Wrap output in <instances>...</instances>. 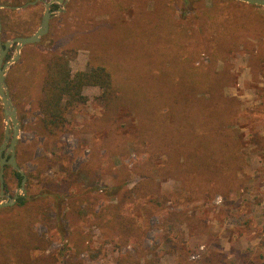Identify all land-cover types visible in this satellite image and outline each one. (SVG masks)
<instances>
[{
    "label": "rangeland",
    "instance_id": "rangeland-1",
    "mask_svg": "<svg viewBox=\"0 0 264 264\" xmlns=\"http://www.w3.org/2000/svg\"><path fill=\"white\" fill-rule=\"evenodd\" d=\"M29 1L0 0L3 41L38 28L49 0ZM53 4L60 11L48 32L24 45L5 75L20 121L16 159L27 176L18 193L27 200L0 208V264H264V6L239 0ZM57 56L72 72L104 63L123 103L150 131L160 120L159 96L209 85V73L187 68L182 58L210 65L236 102L228 127L240 141L239 162L225 181L199 186L188 179V189L161 177L166 156L140 143L136 116L116 101L104 106L96 86L83 89L85 103L66 109L63 126L44 128V77ZM5 125L0 100L3 138ZM176 126L161 134L168 143L176 140ZM147 173L157 187L138 195ZM4 178L13 196L20 183L10 169ZM118 210L135 219L142 238L113 221Z\"/></svg>",
    "mask_w": 264,
    "mask_h": 264
},
{
    "label": "trees",
    "instance_id": "trees-1",
    "mask_svg": "<svg viewBox=\"0 0 264 264\" xmlns=\"http://www.w3.org/2000/svg\"><path fill=\"white\" fill-rule=\"evenodd\" d=\"M56 7L57 4L51 5V8ZM9 56L10 54L6 56V59ZM182 59L188 61L185 64L187 68L191 69L193 66L208 72L209 85L204 89L200 86L195 90L184 86L175 95H166L165 98L162 95L159 96L156 115L160 120L155 124L154 131H150L140 124L142 122L140 115L123 103L118 88L114 84L111 69L109 70L104 63L88 65L85 69L72 72L68 60L63 56H57L47 67L44 77L43 96L40 100L41 123L50 131L63 126L66 121V109L85 103L87 96L83 94V89L87 86H96L100 89L97 98L104 106L116 101L128 107L129 111L136 116L139 121L136 138L139 142L143 145L149 144L148 149H152L151 152L154 154L163 153V156H166L160 168L163 173L161 177L178 179L186 189L189 186L188 179L192 185L199 186L207 185L212 180L225 181L224 175L232 171L240 157L238 154L240 141L235 130L228 127L229 118L237 110L236 102L225 95L220 88L221 73L214 72V68L210 65H195L194 61L190 60L191 57ZM183 114L187 115L184 121H175V117L181 118ZM188 121H192L193 124L186 125ZM172 126L178 128V133L176 132V140L168 143L161 134ZM2 139L1 133L0 142ZM197 154H200L202 158L198 159ZM6 169H10L13 180L20 183V174L10 165H5L4 173ZM141 178L143 180L136 186V194L147 195L150 189L157 187L150 173L143 174ZM6 188L5 181L4 189ZM210 188L213 189L212 186ZM26 200L25 196L21 195L18 197V204L22 205ZM113 221L129 232L142 233L141 238L144 235L135 219L122 214L120 210L115 212ZM212 264H224V262L216 259Z\"/></svg>",
    "mask_w": 264,
    "mask_h": 264
},
{
    "label": "water",
    "instance_id": "water-1",
    "mask_svg": "<svg viewBox=\"0 0 264 264\" xmlns=\"http://www.w3.org/2000/svg\"><path fill=\"white\" fill-rule=\"evenodd\" d=\"M40 0H32L27 4H35ZM67 0H49L44 3V11L41 17L38 28L30 35L16 36L12 39L3 41L1 38L2 22L0 19V100L2 104L3 116L6 122L4 129V138L0 143V208L10 206L14 204L17 198L20 196L18 191L24 193V187L27 180V176L22 168L18 165L16 159V144L20 133V121L17 117L16 107L14 106L12 99L9 95L7 84L5 81V75L8 67L15 63L20 57V50L26 44H32L38 42L42 36H44L49 30V20L52 14L57 10L60 11V7L52 9L51 4L57 2L58 4H64ZM249 4L264 6V0H239ZM24 4L23 6H26ZM3 6L0 4V9ZM15 44L14 53L11 57L6 59V54L9 48ZM10 165L16 170L20 176V184L17 192L10 196L5 192V179H4V167Z\"/></svg>",
    "mask_w": 264,
    "mask_h": 264
},
{
    "label": "crops",
    "instance_id": "crops-1",
    "mask_svg": "<svg viewBox=\"0 0 264 264\" xmlns=\"http://www.w3.org/2000/svg\"><path fill=\"white\" fill-rule=\"evenodd\" d=\"M2 9V8H1Z\"/></svg>",
    "mask_w": 264,
    "mask_h": 264
}]
</instances>
